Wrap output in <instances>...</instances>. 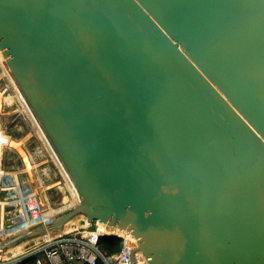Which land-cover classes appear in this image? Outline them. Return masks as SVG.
<instances>
[{"label":"water","instance_id":"obj_1","mask_svg":"<svg viewBox=\"0 0 264 264\" xmlns=\"http://www.w3.org/2000/svg\"><path fill=\"white\" fill-rule=\"evenodd\" d=\"M0 49L81 196L0 252L99 221L264 264V0H0Z\"/></svg>","mask_w":264,"mask_h":264},{"label":"built area","instance_id":"obj_2","mask_svg":"<svg viewBox=\"0 0 264 264\" xmlns=\"http://www.w3.org/2000/svg\"><path fill=\"white\" fill-rule=\"evenodd\" d=\"M4 59L0 55V113L3 115L0 127L5 135H14V138H17L20 131H22L25 126L28 127V123H24L21 120V116L14 112V108L16 109V107L19 106L18 101H16L14 97L16 95L13 93V84L7 76L8 66L6 67L7 64L4 63ZM15 85L18 88L16 83ZM6 97H8V99L13 98L14 102L7 104ZM40 127H42L41 124ZM29 132L31 131H28V133ZM31 137L32 141L35 143V147H33V153L28 151L29 156L32 159L35 157L37 161L40 159L46 163L43 166L40 165L39 168L36 169L38 177L45 183H53L56 180H62L60 166L56 160V156L58 158V155L53 148H51L49 143L46 142L43 131L40 130V132H36V130L33 129ZM3 161L1 162L3 174L0 178V201H14V203L7 205H1L0 203V224L3 221V226L0 227V242H6L37 226L47 225L52 222L54 217L58 216L63 211L73 209L81 203L80 195L77 197L73 196L67 201L69 208L61 211L54 205V201H52L53 196H51L47 190L45 194L46 199H44L47 206L43 208L37 198L31 195L32 190L26 188L25 184L32 185V183L30 180L24 181L21 178V175H24L25 172L18 176L19 188H17L15 176L12 174L11 170L6 171L4 169L2 165ZM7 176L11 177V183L6 182ZM27 176L29 177L30 175ZM69 193L72 196V192L70 191ZM21 195L25 196L26 200L20 201ZM47 199L50 201L49 206ZM19 221L21 225L17 224ZM48 234L44 235L42 238H45ZM103 237L118 238L120 240L119 251L108 254L102 249L100 241ZM137 247L138 243L130 230L126 229L124 233L121 234L109 233L104 231L102 222L95 221L91 224L87 223L84 227H76L71 231L60 232L53 236L50 241L43 242L41 245L18 257L0 258V264H147L146 257ZM32 258H35L34 263L30 261Z\"/></svg>","mask_w":264,"mask_h":264},{"label":"rangeland","instance_id":"obj_3","mask_svg":"<svg viewBox=\"0 0 264 264\" xmlns=\"http://www.w3.org/2000/svg\"><path fill=\"white\" fill-rule=\"evenodd\" d=\"M14 93V92H13ZM15 94V93H14ZM15 97V96H14ZM15 100L17 101L16 97ZM14 102L13 98L6 97V103L10 104ZM16 105V102H15ZM18 106L16 109L14 108V112H16L17 115L21 116V120L24 123H28V127L25 126L22 131L18 134L17 138H14V135H1V132L4 133V131L0 127V178L2 177L3 170L1 168V162L3 161V167L6 171H12V174L15 176V184L16 187L19 188V182H18V176L21 175V178L24 181H29L32 183L30 184H25L26 188L29 190H32V196L36 197L37 200L40 202L43 208H46L47 204L44 199H46V193L47 190L49 194L52 197V201H54V205L58 207L59 210L63 211L69 208V205L67 201H69L74 195L72 193H69L71 189L69 186L66 184L64 181L63 176L61 177L62 180H56L53 183H45L44 181H41L40 177L36 174V169L39 168L40 165H45L44 161L40 160L37 161L36 158L34 157L33 159L29 156L28 151L33 153V147H35V143L32 141V131H33V126L31 122L28 120L22 109L20 108L19 102ZM28 131H31L28 133ZM14 133V132H12ZM14 138V139H13ZM27 145V146H26ZM30 149V150H29ZM24 169V170H21ZM19 170V172H18ZM9 174V173H8ZM27 175H30L29 177ZM6 182L11 183V177L7 176L6 177ZM72 192V191H71ZM26 200V197L21 195L20 196V201ZM48 201V206L50 205V201ZM1 205H7L14 203L13 202H3L0 201ZM68 207V208H67ZM3 223V221H2ZM0 224V227L3 226V224ZM21 225V223H20ZM5 226V223H4Z\"/></svg>","mask_w":264,"mask_h":264},{"label":"bare ground","instance_id":"obj_4","mask_svg":"<svg viewBox=\"0 0 264 264\" xmlns=\"http://www.w3.org/2000/svg\"><path fill=\"white\" fill-rule=\"evenodd\" d=\"M2 53L3 52L0 49V55L3 57ZM3 59H4V57H3ZM4 63L7 64L5 59H4ZM7 66L8 65H6V67ZM7 71H8L7 76L9 77L11 83L13 84L14 93L16 95L15 97H16L17 101L19 102L20 108L22 109V111L24 112V114L26 115V117L28 118V120L31 122V124H32L33 128L36 130V132H40V130L43 131V134L45 136L44 138L46 139V142L49 143V145L51 146V148H53L52 145H51V143H50V141L48 140V138H47V136H46L43 128L40 127V124L38 123V121H37V119H36L33 111L31 110V108L27 104L25 98L23 97V94L19 91V88L16 87V85H15L16 82L14 81L13 76H12V74H11V72H10V70H9L8 67H7ZM1 135H4V133L1 132ZM53 150H54V148H53ZM0 158H2V157L0 156ZM58 158L56 156L57 163L60 166V173L63 176L64 181L66 182V184L71 189L74 197H77L79 195V191H78L75 183L73 182V179H71L70 174L68 173V171H67L65 165L63 164L62 160L60 159L59 155H58ZM0 174H1V172H0ZM20 223H21L20 221L17 222V224H19V225H20ZM75 223H76V220L73 221V222H71L65 228L64 232L71 231V230L75 229L77 227ZM102 224H103V227H104V231H107L109 233L121 234V233H124V231L126 230V229L121 228V227H110V226H107L105 223H102ZM56 234H58V233L48 234L47 236H45V238H41V239H38L37 238L29 247L18 246V247H15V249L13 251H10V250L1 251L0 252V258H3V257H5V258L18 257V256H20V255H22V254H24V253H26V252L34 249L35 247L41 245L43 242L50 241V239L53 236H55Z\"/></svg>","mask_w":264,"mask_h":264},{"label":"trees","instance_id":"obj_5","mask_svg":"<svg viewBox=\"0 0 264 264\" xmlns=\"http://www.w3.org/2000/svg\"><path fill=\"white\" fill-rule=\"evenodd\" d=\"M100 246L104 249L108 254H113L114 252H118L120 249V240L118 238L111 237H103L100 241ZM34 263L35 258L30 260Z\"/></svg>","mask_w":264,"mask_h":264}]
</instances>
